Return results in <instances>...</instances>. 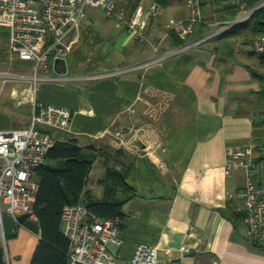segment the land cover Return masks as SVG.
Here are the masks:
<instances>
[{
  "label": "crops",
  "instance_id": "obj_1",
  "mask_svg": "<svg viewBox=\"0 0 264 264\" xmlns=\"http://www.w3.org/2000/svg\"><path fill=\"white\" fill-rule=\"evenodd\" d=\"M155 1L157 16L148 21L141 41L128 33L127 22L137 6L153 1L115 0L123 23L87 7L65 40L71 45L63 58L68 81L40 82L34 90L29 80L0 78V131L27 127L34 103L62 107L72 113L71 121L45 129L55 142L75 140L91 148L95 161L85 191L101 199L106 167L125 169L135 192L121 206V245L109 247L116 264H125L138 244L156 247L160 264H242L251 240L244 220L234 223L233 215L242 214L245 204L232 195L244 189L245 173H228L225 154L228 148L247 146L257 153L264 146V59L250 46L256 34L251 26L239 27L168 56L182 45L169 26L188 11L185 0L180 5ZM219 1L201 0L203 21L185 42L236 15L232 8L216 10ZM0 74L33 75L32 63L10 52L6 28H0ZM118 135L147 139L142 149L147 152L131 154L125 145L117 151L112 142ZM139 172L145 177L141 184L156 174L165 182L158 183L161 187L167 180L172 186L155 193L148 183L135 182ZM252 176L264 180V160L256 159Z\"/></svg>",
  "mask_w": 264,
  "mask_h": 264
},
{
  "label": "built area",
  "instance_id": "obj_2",
  "mask_svg": "<svg viewBox=\"0 0 264 264\" xmlns=\"http://www.w3.org/2000/svg\"><path fill=\"white\" fill-rule=\"evenodd\" d=\"M221 0L215 9L232 8L236 15L223 22L217 29L192 42H185L203 21L201 0H185L186 18L175 21L169 32L184 42L168 56L177 55L190 48L215 39L249 19L254 12L264 11V0ZM115 0H0V28L8 30L10 52L22 61L32 63L33 75L19 77L0 74L3 79H25L35 90L40 82H65V74H49L54 71V61L63 59L71 45L65 40L79 25L87 7L100 9L106 18L124 22L123 10H116ZM159 4L153 1L148 6H137L129 21L127 31L136 40L144 39V29L149 20L156 18ZM253 54L264 55V34L250 41ZM159 60L146 62L151 66ZM136 66L131 67L134 69ZM116 73V72H115ZM72 118L70 110L43 104H33L30 123L25 128L0 131V239L5 241L2 217L8 216L17 223L19 216L37 224L33 203L38 191L35 170L44 164L54 139L45 129L65 127ZM225 169L229 172L243 170L244 189L232 195L243 200V220L249 240L264 248V180L256 182L252 172L256 159L264 160V148L257 153L254 146L228 148L225 154ZM62 232L68 241V264H116L111 259L109 247L120 246L119 229L121 218H101L90 214L79 203L66 205L62 210ZM0 249H3L0 244ZM125 264H160L158 249L138 244Z\"/></svg>",
  "mask_w": 264,
  "mask_h": 264
},
{
  "label": "trees",
  "instance_id": "obj_3",
  "mask_svg": "<svg viewBox=\"0 0 264 264\" xmlns=\"http://www.w3.org/2000/svg\"><path fill=\"white\" fill-rule=\"evenodd\" d=\"M244 26H251L256 35L264 34V11L254 12L249 19L221 36L231 35L237 28ZM178 44L183 42L178 40ZM261 58L264 59V55ZM89 150L91 148L79 147L75 140L56 141L44 164L35 170L38 191L33 209L40 232L30 264H68V241L63 235L61 221L64 206L81 203L95 217L121 218V206L134 194L135 188L126 181L125 169L116 170L110 166L106 167L101 180L104 186L102 198L95 199L89 191H85L87 178L95 161V155ZM240 214L233 215L236 226L243 219V213ZM1 251L2 249L0 264Z\"/></svg>",
  "mask_w": 264,
  "mask_h": 264
},
{
  "label": "rangeland",
  "instance_id": "obj_4",
  "mask_svg": "<svg viewBox=\"0 0 264 264\" xmlns=\"http://www.w3.org/2000/svg\"><path fill=\"white\" fill-rule=\"evenodd\" d=\"M146 1L147 0H142L143 4ZM150 1H155V0H150ZM176 1H178V4L180 5L182 0H176ZM160 10L161 9H159V12ZM117 137H118L117 139L114 137L113 142H112L113 148H118L117 151L121 152V150L124 149L123 146L125 145V146H128L129 149H131V150L127 149L128 152H130L131 154L132 153L133 154H136V153L145 154L147 152V150L146 152L142 150L146 148L145 145H147V141H148L147 139L143 140L144 142L143 143L140 141L139 137L131 141L129 139L130 137L129 135H126L125 138H122L120 135H118ZM126 140H128V143H126ZM137 165H140V164L137 163ZM143 176L144 175H142L141 172L135 174V182L137 184H140V186H144V187L146 183H148L150 187L154 188L155 193L156 192L157 193L166 192L169 189V185L172 186L167 180L166 187H161L158 183L163 184L165 182H163L162 180L160 181L157 178L156 174L151 176V179L149 182H147L148 180L147 179L145 182L141 184L140 183L141 179L145 178ZM28 232L31 233L30 231L24 229V227L22 228L18 225L15 227L14 231L12 232V236H5L4 243H2L0 239V244H2L3 246V249L1 251L2 264H30L31 256H32L33 248H34L33 246H34V243L36 242V236L35 234L31 233L33 235V238H32L30 237ZM248 242H250L248 243L250 247L247 248L244 251L245 253L242 255L243 257L242 264H264V248L260 247L259 245L253 244L251 241H248Z\"/></svg>",
  "mask_w": 264,
  "mask_h": 264
},
{
  "label": "water",
  "instance_id": "obj_5",
  "mask_svg": "<svg viewBox=\"0 0 264 264\" xmlns=\"http://www.w3.org/2000/svg\"><path fill=\"white\" fill-rule=\"evenodd\" d=\"M65 63L63 59H56L54 61V72L57 74H64L65 73ZM2 223H3V229H4V235L10 236L12 232L14 231L16 226H22L32 232L33 234H39V227L38 224L30 221L27 219L26 215L19 216L17 218V223H15L13 220H11L8 216L4 215L2 217ZM194 252H190V255H193Z\"/></svg>",
  "mask_w": 264,
  "mask_h": 264
}]
</instances>
